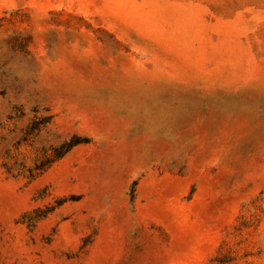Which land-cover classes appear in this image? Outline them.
Segmentation results:
<instances>
[{"label":"rangeland","instance_id":"obj_1","mask_svg":"<svg viewBox=\"0 0 264 264\" xmlns=\"http://www.w3.org/2000/svg\"><path fill=\"white\" fill-rule=\"evenodd\" d=\"M0 264H264V0H0Z\"/></svg>","mask_w":264,"mask_h":264}]
</instances>
